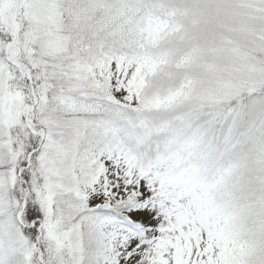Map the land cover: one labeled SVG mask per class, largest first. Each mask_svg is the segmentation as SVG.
Here are the masks:
<instances>
[{
  "label": "snow or ice",
  "instance_id": "snow-or-ice-1",
  "mask_svg": "<svg viewBox=\"0 0 264 264\" xmlns=\"http://www.w3.org/2000/svg\"><path fill=\"white\" fill-rule=\"evenodd\" d=\"M0 264H264V0H0Z\"/></svg>",
  "mask_w": 264,
  "mask_h": 264
}]
</instances>
